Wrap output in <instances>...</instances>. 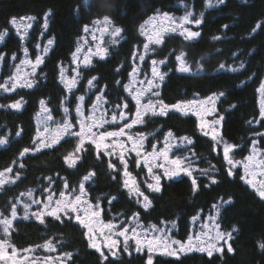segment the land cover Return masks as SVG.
Wrapping results in <instances>:
<instances>
[{
  "label": "trees",
  "instance_id": "16d2710c",
  "mask_svg": "<svg viewBox=\"0 0 264 264\" xmlns=\"http://www.w3.org/2000/svg\"><path fill=\"white\" fill-rule=\"evenodd\" d=\"M81 2L0 0V33L7 31L0 41V54L5 57V61L0 63L3 75V78L0 76V84L9 79L23 59H31L35 63L39 56L42 60L29 81L33 82L31 88L25 86L0 95L1 105H10L18 100L22 103L19 110L0 108V138L6 137L8 141L0 148V172L7 173L5 178L8 181L0 190V211L8 214L12 203L19 209L9 237L12 245L25 250L50 241L59 254H72L67 264H101L99 253L90 247L86 231L77 220L69 221L61 215V222L49 216L45 218V224H41L33 217L23 219L24 208L19 204L20 198L29 191L38 198L47 194L59 198L60 193H66L65 188H69L66 194L75 197L79 195L78 185L83 175L94 171L95 175L86 183L82 196L85 201L100 205L105 221L129 220L135 216L146 226L162 228L170 225L172 228L165 231L175 240L184 242L199 228L196 220L205 222L216 209L213 205H220L218 224L221 230L227 233L234 227L237 229L229 241L233 252H227L225 247L223 256L214 253L209 257L206 253L192 251L177 258L131 249L129 252L119 251L118 259L109 255L113 264H147L149 255L153 264H264V249L260 247L264 243V200L246 184L245 179H241L240 170L232 169L215 142L234 145L233 159L236 162L254 147L264 154V135H261L264 134V119L260 116L259 97L260 85L264 83V0H224L223 3L213 0L212 6L208 0H109L110 7L79 11ZM102 2L96 0L97 4ZM186 12H192L193 20H202L199 26L195 23L190 25L193 31L200 32V36L187 41L178 34L167 35L159 45L150 43L152 52L146 61H165L163 73L167 75L158 85V99L169 106L180 104L181 109L170 108L166 116L147 115L133 130L146 147L162 145L169 132L175 139L186 141L174 150V155L190 156L197 165L199 190L195 194L191 179L185 176L171 180L162 177L161 191H151L147 185L156 183L154 175L133 154L124 155L129 161V173L135 180V187L151 201L145 210L143 197L130 195L124 186V167L119 163V151L103 155L101 160L97 158L94 146L85 143V149L90 150L73 168L69 167L65 157L70 153L74 155L72 158L81 155L74 152L75 137L64 135L52 147L35 150L39 147L38 118L44 107L56 122L78 119L76 98L93 91L85 98L87 106L91 102L93 104L94 92L102 93L107 109L113 111L118 101L126 100L128 106L125 109L128 114H133L136 110L132 99L135 93L128 87L132 69L140 64L138 57L145 53L143 44L148 41L145 36L147 23L164 13L181 19ZM105 15L112 20L114 27L122 29L120 37H115L117 43L107 44L103 58H94L88 65L77 64V49L82 48L84 38L88 36L84 26L92 30L93 21L102 20ZM21 17L34 18L30 20L32 27L29 31L23 32L10 23L12 18L18 21ZM258 24L262 27L257 28ZM49 39L53 44H48ZM181 54L190 67V73L178 70L180 62L176 57ZM221 65L225 67L221 68ZM144 71L150 72L148 66ZM62 72L63 81L73 78L77 81L71 94L62 82ZM93 77L96 78L94 87L89 89L88 81ZM219 93L224 95L219 96ZM66 96L67 101L64 100ZM209 97L216 101L215 117H224L217 126L220 131L217 140L202 132L195 107V101ZM41 100L45 102L43 106ZM64 106L70 110L67 117ZM18 131L19 136L16 135ZM185 137L187 140L183 139ZM25 147L30 152L21 158L20 153ZM161 157L165 163L169 162V156L168 160ZM109 162L116 165V171L108 167ZM21 163L24 165L22 168L19 167ZM7 168L12 172H7ZM230 169L232 176L228 175ZM204 170H210V176L203 175ZM17 174L19 179H16ZM113 175H116L115 180ZM210 177L217 182L212 184ZM13 180L15 182L11 183ZM21 193L25 195L21 196ZM229 199L230 204L224 203Z\"/></svg>",
  "mask_w": 264,
  "mask_h": 264
},
{
  "label": "rangeland",
  "instance_id": "374dc122",
  "mask_svg": "<svg viewBox=\"0 0 264 264\" xmlns=\"http://www.w3.org/2000/svg\"><path fill=\"white\" fill-rule=\"evenodd\" d=\"M168 17H170V19H165L163 15L157 16L153 19H151L148 23H147V30L145 33L146 39L148 40L147 43H154V41L157 38H161L162 41L164 40V38L167 35H172V34H178L180 35V31L181 28L178 26V22L181 21V19L174 17L172 15H168ZM29 24H31L32 27V22L30 20L27 19H23V20H18L16 26L23 32L29 31L30 28L27 27ZM191 24H185L183 25L184 29H187L189 31H193L190 28ZM102 26H95L93 28H91V32H88V36L84 38V41L82 43V48H80V51L77 52V55L75 58V62L81 66L83 65H88L92 59L94 58H98L101 56H105L106 53L103 52V49H107V44L111 41V39H113V37L109 36L108 34H103L101 35V32L99 30V28ZM173 29H175V31H173ZM109 31H111L109 29ZM93 33L95 34V39H93ZM149 37L152 38L153 42L149 41ZM151 45L149 47V51L147 53H144L143 55H145V59L144 61H140L139 60V65L136 66V69L138 70L137 73L133 74L130 78L131 82L129 83V87L128 90L135 93V96L137 94H140L139 98L141 100V103L138 105L136 103V101L134 100V103L136 105V110L133 114H128L125 108L120 109V111H122L125 114L126 120H117V122L115 124L111 123V114L113 113V111L107 109L105 107V103L101 104L100 110H98L96 112V115L99 116L100 112L103 111L105 113V117L106 119L109 121V123H105L103 125V128H95L93 129V131L95 132H100V131H118L119 127L122 126L125 122L126 123H131L133 120L136 119V113L137 111H140L142 114L143 119L147 116V115H151L150 112H148L147 114H145V106L148 104L149 101L155 102L158 99V96H154L152 95V92H157L158 87L152 88L151 91H147V89H149V85L147 83L148 80H153L154 83H156L158 81V78L153 77L152 75V68L153 65L151 63V61L153 59L150 60L149 63H146L148 56H150L149 53H151ZM24 61H31V59H23L18 67L16 68V70L14 71V73H12V75L10 77H12V79H9L4 82L3 84L0 85H5L9 87V91L5 92L3 91L2 88H0V95L4 94V93H10L11 91H14L16 89L22 88L27 86V84L29 83V81L32 79L33 74H32V65L35 64L34 62H32L31 64L29 63H24ZM148 66V71L150 72H145L144 69L145 67ZM38 67V66H37ZM37 67L35 69V72L37 71ZM157 70L161 73H163L164 71V67L163 64H157L156 65ZM189 67V66H188ZM190 69V67H189ZM191 70L188 71V73H190ZM187 73V72H186ZM0 76L3 78V75L0 73ZM15 83L16 87L14 90L11 89V84ZM161 82H158V85ZM144 90V91H142ZM93 91H90L88 96H91L93 93ZM91 94V95H90ZM98 95L96 92H94V99H93V103H95V96ZM1 97V96H0ZM259 97H260V104L264 103V93H261L259 91ZM212 98V97H209ZM205 98L202 99L200 98L198 101H195V107H197V114H198V119H199V127L202 130V132L209 134L212 138L213 135L216 136L217 140L219 138V134L220 131L218 129L220 124L215 123L214 120H217L218 118H216V101L212 98ZM215 101V102H213ZM1 105V104H0ZM46 107H44L42 109V111L39 114V118H38V144L40 149L41 148H45L42 144L41 141H44V143H52L53 144V138L55 136L58 135L57 133V128L58 126H60L62 124V122H56L54 120L51 121H46L45 117L48 113H46L44 111ZM91 109H92V102L89 106H87L85 103L83 104L82 108H81V112L83 113V116L78 117V119L75 118H67L69 121L71 122H75L77 123V125L73 128V131H76L79 129V123L78 121L83 119L85 116L90 115L91 114ZM167 111V110H166ZM77 115V114H76ZM45 124H47L49 131L48 132H44L43 129L45 127ZM140 123L135 124L133 127L129 128H125V132L122 136H118L115 138H108L106 141H104L103 143H106L109 145V147L107 149L105 148H101L99 151L105 153L106 151L109 153H116L117 151H119V157L121 155V153H123L124 155H130L133 154L135 158H137L139 160L140 163L144 164L145 166H147L148 169V165L152 166V175H159L162 177L167 178L166 176H164V170L165 168L172 170L175 168V165H173L170 161L175 159L176 157H180L179 155H174V150L176 148H179L182 146L183 143H185L186 141L183 140H177L174 137H166L165 140L163 141V144H158L155 145V152L153 151V147H146V145L144 144L143 140H141L138 136L137 133L135 132V130H133L134 127L138 126ZM218 126V127H217ZM85 131H87V129H85ZM67 135V134H65ZM129 136H132L136 141H137V145H136V149H133V143L132 140H129ZM217 144H219V146L221 147L222 151L224 150L225 145H229L232 146L230 144H227L225 142H220V141H215ZM86 144H88V142H85ZM167 145L169 146L170 150L168 152V156H169V162L165 163L162 160V157L160 155L161 152H163L165 146ZM121 145H123V147H121ZM2 145H0L1 148ZM161 149V150H160ZM136 150L140 151V156L137 157L136 156ZM235 151V148L230 151L229 153V158L232 159L236 166L232 167V169H238L241 171L242 175L245 177V181L248 179H251L253 181V183H255L257 185V187H259L261 182H264V166H261L259 161L264 159V154L259 151L258 149L255 148V152L252 150H250V152L243 158L240 159L236 162V160L233 159V152ZM113 155V154H111ZM74 156V155H73ZM72 156V157H73ZM249 156H254L255 159L252 162H249L247 160V157ZM184 158V157H181ZM188 159L185 160L184 164L181 165V168L189 166L190 165V169L193 173V177H189L187 175H185L183 172H181V175L179 177H188L189 179L195 178L197 177V174L199 173V169L197 167V165H195V162L192 161L191 157H187ZM125 159V156H124ZM120 163V161H119ZM228 163V162H227ZM248 163L249 167H248V173H245L244 170V164ZM164 165V168L158 167V165ZM124 167V171H127L129 173V161H127V158L125 159V164H121ZM201 173V171H200ZM5 175H7V173H4V175L2 177H0V179H3L6 181ZM125 177V176H124ZM176 178V177H174ZM125 180L129 181V185H128V189H134L135 187V183L133 184L132 182L135 180L132 179L131 174L129 173V175L127 177H125ZM88 182V181H87ZM87 182H84L85 185ZM247 184V183H246ZM249 187H251L249 184H247ZM252 188V187H251ZM253 189V188H252ZM66 193H69V188H65ZM63 197H59L56 198L55 196H53L52 194H47L46 196L42 197L40 196L39 198L36 197L35 193H32V197L29 198L28 195L26 194L25 196H23V198H20L19 204L21 205L22 209L24 208V203H29L31 205L30 209H29V213L31 212H36V211H46L44 209V205L45 204H50V206L52 208H55L57 205V202H60V206L61 209L64 208V206L68 203V201H71V205H68L69 207L75 206L78 211L77 212H73L71 213L72 217L76 219L77 216H79V221H83V223H80L78 220V222L84 227L87 237L89 239L90 243H95L97 246L101 247L102 250L108 254L111 255V251H115L116 253H118L119 251L123 250V241H124V237H119L117 235V229H129L127 235L129 237L132 236H138V238L142 241V246L140 249V252H144L147 251L149 254H159V255H167V256H173V257H177V255H168L165 253L164 251V243H168L170 245L169 247V251L172 250H177V254L178 256L182 253L178 252V245H171L170 241L175 240L171 234H169L167 231V229L172 228L170 225H166L162 228L159 227H155V226H146L143 223H140V221L137 218H130L129 220H115V221H105L103 218V212H102V208L100 207V205H93L92 203L85 201L83 199L84 196H81V200L80 202L75 201L74 197L71 195L66 194ZM49 195H51L52 199L51 201L48 200ZM73 195V193H72ZM80 195V193H79ZM32 200H36L39 201L41 203L39 204H33L31 201ZM220 208V205L218 206ZM18 207H17V212H18ZM220 210V209H219ZM94 213H97L94 215ZM59 215H64V212L61 211L59 213ZM18 213H17V218L18 219ZM46 217H49L47 215L44 216V219ZM35 218V217H33ZM15 219V220H16ZM13 220V222L15 221ZM199 223V228L196 231H193L192 234L190 235V237H192V243L193 246H196L197 244H202L205 243L209 240L210 237H215L216 235V231H217V226H219V230H221L220 225L218 224L219 222V217L217 214V210H213V215H209V218L206 219L205 222H201L200 220H196ZM85 224L88 225V227H85ZM114 225V227L109 228L107 227V225ZM132 229H135V232L132 231ZM155 229H159L160 231H155ZM222 231V230H221ZM164 234V239L163 241H160V237L161 235ZM0 235H2V232H0ZM200 236L201 240L197 241L196 237ZM156 239V243L153 244V250L151 252L148 251V245H147V241L148 240H153ZM189 239V238H188ZM112 240H117L118 243L116 245V247L114 249H112L111 251L109 250V248L106 246L108 245ZM11 243V242H10ZM185 245H187L188 240L182 242ZM128 244H129V251L131 249H136V243L134 239H129L128 240ZM12 245V243H11ZM13 246V245H12ZM14 247V246H13ZM52 247H54V245H52ZM93 248V247H92ZM95 249V248H94ZM17 255L15 257H12V259H10L8 261V264H12L13 260H16L18 262V264H45V260L46 258H50L47 260V264H67L68 263V259L65 257V255L59 254L57 252V250L55 249V251H50L48 249H46L43 246L40 247H36V248H29V249H25V250H19L17 249ZM7 253L9 255H11V249L8 248L6 249ZM136 251V250H135ZM188 252H192V251H187V252H183V253H188ZM0 264H5L4 261H0Z\"/></svg>",
  "mask_w": 264,
  "mask_h": 264
},
{
  "label": "snow or ice",
  "instance_id": "6c2138e0",
  "mask_svg": "<svg viewBox=\"0 0 264 264\" xmlns=\"http://www.w3.org/2000/svg\"><path fill=\"white\" fill-rule=\"evenodd\" d=\"M224 0H218V3H223ZM209 6H212L213 4V0H208ZM110 2L109 0H103L102 3L97 4L96 0H82L81 4L78 6V10L79 11H84V10H93L97 7H110ZM50 14V13H49ZM165 19H170V17H168L167 13L163 14ZM193 16L192 12H186L185 16L181 19V21L178 22V26L181 28L180 31V35L184 37L185 40L187 41H191L196 37L200 36V32L199 31H189L187 29L183 28V25L185 24H191V23H195L197 26H199L202 23L201 19H191V17ZM21 20L23 19H27V20H33V17H21ZM10 23L15 26L17 24V20L16 18H12V20L10 21ZM93 25L95 26H102L99 28L101 35L103 34H108L109 36L113 37V39H111L110 43L112 44H116L117 40L115 39V37H120L122 29L119 27H114L113 26V22L112 20L105 15L103 17V19H96L95 21H93ZM27 27H31V24H29ZM44 27L45 29L47 28V15L45 17V22H44ZM225 28L227 27V25L224 26ZM257 28H261V25H257ZM111 28V31H109V29ZM84 32H90L91 30L89 29V27L87 25L84 26ZM141 30H143V26H141ZM173 31H175V29H173ZM7 35V31L5 30L4 32L0 33V41H3L4 37ZM23 38V37H22ZM93 39H95V34L93 33ZM214 39H219V37H214ZM149 41H152V38L149 37ZM163 41L161 38H157L154 43L159 45L161 44ZM48 44L51 45L53 44V40L49 39L48 40ZM149 47L150 44L149 43H144L143 44V49L144 52L147 53L149 51ZM47 51V49H45V52ZM80 49H77V52H79ZM106 49H103V52L106 53ZM25 54H27V50L25 49ZM183 54H181L180 56H177L176 59L180 62L179 63V68L178 70L181 72H188L190 69L187 66V64L183 61L182 59ZM101 58H103V56H101ZM140 61H144L145 59V55H140L139 57ZM13 60L16 59V57H12ZM5 61V57L3 54H0V63H3ZM24 63H29L31 64V61H24ZM42 63L41 57L37 56L35 64L32 65V74H35V69L36 67ZM153 68H152V75L153 77L158 78V81L156 83H154L153 80H148L147 83L150 86L149 89H147V91H151L152 88L158 87V82H162L164 80L165 75H167L166 73H161L157 70L156 65L159 64H164L165 61L164 60H160L157 61L155 59H153L151 61ZM221 68H224V65L220 66ZM241 68H243V64L240 65ZM233 71H236L237 69H232ZM117 71H119V69H117ZM137 69L133 68L132 69V73L135 74L137 73ZM62 75V82L63 81V72L61 73ZM12 79V77H10V80ZM96 80L95 77H93L92 79H90L88 81V86L89 89H91L92 87H94L93 81ZM77 83L76 79L73 78L71 80H68L65 82V87L67 89V91L69 92V94H71L72 92V88L75 86V84ZM119 83V82H117ZM33 86V82H29L27 84V87L31 88ZM16 87L15 83L11 84V89L14 90ZM0 88L3 89V91L7 92L9 91V87L5 86V85H0ZM125 89L127 90V86H125ZM144 91V90H142ZM259 91L261 93H264V83H262L260 85V89ZM97 92L100 93L101 90L99 88H97ZM152 95L154 96H159V92H152ZM219 96H223L224 93H219ZM140 94H137L136 96H133L132 99L136 101V103L139 105L141 103V100L139 98ZM77 105L75 108V111L77 113V117H81L83 116V113L81 112V108L84 104L85 101V96L84 95H80L77 98ZM212 99V98H209ZM65 101H67V96L64 98ZM106 98L105 96L101 93L95 96V103L92 104V109H91V114L85 116L83 119L79 120V129L76 131H73V128L76 126L73 122L69 121L68 119H65L62 124L60 126H58L57 128V133L58 135L55 136L53 138V143H59V140L63 138V136L65 134H67L69 137H75L77 140L76 146L74 148V152L75 153H81L80 156H77L75 158H72L73 154L70 153L68 156L65 157V161L69 164V167H73L75 168L77 165V161L78 160H82L84 153L90 149H85L84 145L85 142L87 141L89 145H93L94 149L96 151V155L98 159H103V155H111V153L109 152H105V153H101L99 150L103 147L105 149H107L109 147L108 144L103 143L104 141H106L108 138H115L118 136H122L125 132V128H131L133 127L135 124L137 123H142L143 122V117L140 111H137L136 113V119L133 120L131 123H124L122 126L119 127L118 131H100V132H95L93 131V129L95 128H103V125L105 123H109V121L106 119L105 117V113L103 111L100 112V115L97 116L96 112L98 110H100L101 104L102 103H106ZM215 102V101H213ZM41 105L43 106L45 104V102L43 100H41ZM64 103V102H62ZM188 103H194V101H189ZM128 104L125 101H118L116 105L113 106V113L111 114V123L115 124L117 122V120H126L125 114L120 111V108H127ZM11 108V109H15V110H19L22 107V103L21 101H16L10 105H0V108ZM234 107V106H233ZM170 108H174L177 111H179L181 109V105L180 104H176V105H166L163 103L162 100H157L155 102L149 101L148 104L145 106V114H147L148 112L151 113L152 116H166L167 115V111ZM44 111L46 113H48L45 117L46 121H51L53 120V116L51 115L50 111L45 108ZM63 111L65 113V117H67L69 115V107L64 106L63 107ZM260 116L262 119H264V103L261 104V108H260ZM224 117L220 116L215 123L219 124L221 120H223ZM253 121H249V123H252ZM85 129H87V131H85ZM44 132H48V126L47 124H45V127L43 129ZM17 136L20 135V132L18 131L16 133ZM173 134L171 132H169L167 134L168 137H171ZM205 135H207V133H205ZM264 135V134H261ZM129 140H132L133 143V149H136V145H137V141L132 137L129 136L128 137ZM146 138V137H144ZM143 139V138H142ZM167 139V138H166ZM184 140H187V137L183 138ZM216 139V136L213 135V140ZM7 138L3 137L0 138V145H4L6 144ZM33 143L35 144L36 141H33ZM188 143L190 144L191 141H188ZM41 144L44 147H52L53 144L52 143H44V141H41ZM255 144V142H254ZM121 147H123V145H121ZM235 148L234 145L229 146V145H225L224 150H223V154H224V159L228 162L229 165H231L232 167H235L236 164L235 162L229 158V153L230 151H232ZM36 151H39L40 148L37 147L35 149ZM170 148L166 143V146L163 150V152L160 153V155H162L165 160H168V152H169ZM153 151L155 152V145H153ZM253 151L255 152V147L253 148ZM30 152V149L28 147H25L21 153H20V157L22 158L23 156H25L26 154H28ZM136 156L139 157L140 156V151L136 150ZM187 157L181 158V157H176L175 159L171 160L170 162L175 165V168L172 170H169L167 168H165L164 170V176L167 177V179L171 180L174 177H179L181 175V172H183L185 175L189 176V177H193V173L190 169V165L181 168V165L184 164L185 160H187ZM255 159L254 156H249L247 157V160L249 162H252ZM120 163L121 164H125V159L123 156V153H121L120 155ZM261 166H264V159L259 161ZM19 167H24V165L21 163L19 165ZM108 167L110 169H112L113 171H116V165L114 163L109 162L108 163ZM158 167L164 168V165H158ZM248 163L244 164V170L245 173H248ZM212 169H214V166H212ZM7 172H12L11 168H7L6 169ZM148 171L149 173L152 172V166L148 165ZM124 176L127 177L129 175V173L127 171H124ZM203 175L205 176H210V170H204ZM4 175L3 172H0V177H2ZM95 175L94 171H89L87 174L83 175L82 177V182L79 183L78 185V191L80 193V195H76L74 197L75 201L80 202L81 200V196L84 194L85 192V183L89 181L93 176ZM229 176L233 175V172L231 171V169L228 172ZM16 179H19V175H16ZM112 179H116V175L112 176ZM153 179L156 181V183L153 185L151 183H149L147 185L148 189H150L153 192H160L161 191V185H160V180H161V176L159 175H154ZM211 179V183L215 184L217 181L215 178L210 177ZM241 179H245V177H241ZM49 180L51 181V178H49ZM15 180L11 181V183H14ZM247 184H249L253 190L256 192V194L259 196V198L261 200H264V182H261L259 187H257V185L255 183H253V181L251 179H248L245 181ZM5 183H8V181H5L3 179H0V190H3V185ZM133 184L135 183L134 181L132 182ZM129 185V181L125 180L124 181V186L127 188ZM65 187H67V184H65ZM191 187L193 190V194H195L198 190H199V185L197 182V179L192 178L191 179ZM129 193L131 194H135L137 197H143V207L145 208V210H147L151 204V201L149 200V197L147 195L144 194L143 191H141L138 187L134 188V189H129ZM25 195L24 193H21V196ZM28 197L31 198L32 197V192L29 191L27 193ZM61 197H63L65 195L64 192L60 193ZM52 197L51 195H49L48 200L51 201ZM113 199H115V197H113ZM33 204H39L41 202L36 201V200H32L31 201ZM137 202H139V200H137ZM71 201H68V203L64 206L63 209H61L60 206V202H57V205L55 208H52L50 206V204H45L44 205V209L46 211H36V212H31L29 213V209L31 207V205L29 203H24V212L25 215L23 217V219H29L31 217H35L36 220L39 221V223L41 224H45V219L44 216H51L56 220H59L61 222H63V217L61 215H59V213L61 211L64 212V216L67 217V219L69 221H71L73 219L71 213L73 212H77L78 209L75 206L69 207L68 205H71ZM224 203L230 204L231 200L229 199L228 201H225ZM98 207V205H97ZM214 208H216L217 210V214H219V207L217 205H213ZM97 213H94V215ZM138 215V214H137ZM17 218V207L15 203H12L9 207V211L8 214H5V212L0 211V232H2V235H0V261H4L5 264H8V261L10 259H12V257H15L17 255V250L15 247H13L10 243V235H11V231L13 230V220H15ZM76 219L79 221V216L76 217ZM135 219V216H134ZM80 223H83V221H79ZM85 227H88V225L85 224ZM107 227L112 228L114 227V225H107ZM129 229H117V235L119 237H124V241H123V251L125 252H129V244H128V240L129 239H134L135 243H136V251L139 252L142 246V241L138 238V236H132L129 237L127 235ZM133 232H135V229H132ZM155 231H160L159 229H155ZM237 229L234 227L232 229V232H236ZM232 232H224L219 230V226H217V231H216V235L215 237H210L209 240L205 243L202 244H197L196 246H193L192 243V237H189L188 239V243L187 245H185L184 243H182L179 240H172L170 241L171 245H178V252L183 253V252H187V251H198L201 253H206L207 256L212 257L214 255V253L219 254L221 256H223L224 252H225V247L227 248V252L232 253L233 252V248L231 246V244L229 243V241L232 239ZM160 241H163L164 239V234L161 235V237L159 238ZM197 241L201 240L200 236L196 237ZM157 241L154 238L153 240H148L147 241V245H148V251L151 252L153 250V244H155ZM118 241L117 240H112L108 245H106L109 250L111 251L112 249H114L117 245ZM44 247L50 251H55V248L52 247V243L49 241L47 242ZM90 247L95 248L96 252L99 253L100 259H101V264H113V260L110 259L109 255L106 254L101 247L97 246L95 243H90ZM164 247V251L166 254L168 255H177V250H172L169 251V247L170 245L168 243H164L163 245ZM261 249H264V243L260 244ZM10 248L11 249V255H9L6 251V249ZM28 251V250H25ZM72 254L71 253H66L65 257L67 259H71ZM111 256L115 257L118 259L117 253L115 251H111ZM50 258H46L45 260V264H47V260ZM12 264H18V262L16 260L12 261ZM147 264H153V258L151 255H149L147 257Z\"/></svg>",
  "mask_w": 264,
  "mask_h": 264
}]
</instances>
